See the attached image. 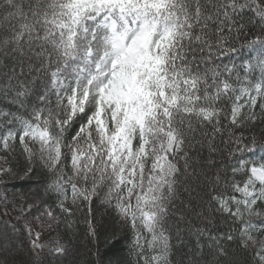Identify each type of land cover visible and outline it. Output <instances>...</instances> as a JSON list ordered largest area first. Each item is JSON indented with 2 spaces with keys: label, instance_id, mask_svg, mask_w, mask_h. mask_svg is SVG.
I'll return each instance as SVG.
<instances>
[{
  "label": "snow or ice",
  "instance_id": "obj_1",
  "mask_svg": "<svg viewBox=\"0 0 264 264\" xmlns=\"http://www.w3.org/2000/svg\"><path fill=\"white\" fill-rule=\"evenodd\" d=\"M0 104V150L43 174L0 264L67 256L77 212L94 264L125 231L133 264H264V0H0Z\"/></svg>",
  "mask_w": 264,
  "mask_h": 264
},
{
  "label": "trees",
  "instance_id": "obj_2",
  "mask_svg": "<svg viewBox=\"0 0 264 264\" xmlns=\"http://www.w3.org/2000/svg\"><path fill=\"white\" fill-rule=\"evenodd\" d=\"M252 16L251 12H248L244 20L247 21ZM226 62V61H225ZM237 63L239 60L237 59ZM7 107V105L0 104V108ZM2 119V118H0ZM264 127L262 125H257L254 129L255 133L259 136L261 134L260 129ZM206 155V154H205ZM219 163V162H218ZM25 161L23 154L20 148L19 143L15 145L14 151L5 152L0 150V168H11L12 172L9 175L0 176V215L5 211L9 212V216L3 217L4 219H13L18 213L14 210L15 207L21 203V196H23L26 203H32L35 199V193L37 188V182L42 178V173L38 172L36 176H33L30 180H25L23 178L22 169L24 167ZM215 169H213L214 171ZM193 186H195L193 184ZM203 190L201 195H204ZM5 196L7 202L5 203ZM195 196V194H194ZM182 198L185 201L191 200L193 205L202 207L198 199L187 196V194L182 193ZM54 199V197H53ZM94 213L97 221H103L105 223H111L112 217L109 214V211L102 206L99 201H95L94 204ZM36 212L33 210L32 215H35ZM29 221H32V216L28 217ZM73 228L71 230H64L63 227L60 229L61 234L63 235L64 242L67 243L69 248V253L65 257L54 258L47 251L42 253V259L45 261V264H94L95 261V252L97 248L90 242L86 235L87 226L84 223L85 217L82 213L77 212L73 217ZM35 223V221H32ZM195 223H200L199 220L194 218ZM227 225L221 223V219L218 217L216 221V228L213 229L214 232L225 231ZM124 236L127 239L122 238L121 243L116 245L115 248L105 246L101 243L99 250L104 256L105 261H111L112 264H116L117 261L120 264H133L134 257L129 256L128 253V242L131 238V232L125 231ZM44 238L47 240L48 233L44 232ZM207 243V241H202ZM195 245L194 237L186 238L185 247H193ZM231 247L235 248V245ZM32 251L28 247L25 240L24 246L12 253L8 259L12 264H26L32 258ZM205 255H207V248H205ZM237 264H247L250 261L251 256L249 253L242 252L239 249L233 253Z\"/></svg>",
  "mask_w": 264,
  "mask_h": 264
}]
</instances>
